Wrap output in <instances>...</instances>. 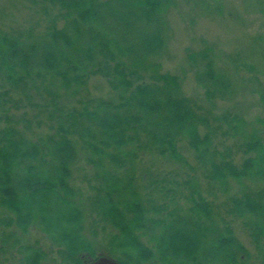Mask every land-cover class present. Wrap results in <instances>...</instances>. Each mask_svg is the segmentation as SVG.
<instances>
[{
  "label": "trees",
  "instance_id": "trees-1",
  "mask_svg": "<svg viewBox=\"0 0 264 264\" xmlns=\"http://www.w3.org/2000/svg\"><path fill=\"white\" fill-rule=\"evenodd\" d=\"M29 1L42 19L0 28V255L250 264L239 218L264 264V138L216 110L233 84L209 49L188 55L199 99L164 69L175 0ZM95 76L111 94L88 92ZM147 157L174 169H151ZM32 226L49 251L24 243Z\"/></svg>",
  "mask_w": 264,
  "mask_h": 264
},
{
  "label": "rangeland",
  "instance_id": "rangeland-1",
  "mask_svg": "<svg viewBox=\"0 0 264 264\" xmlns=\"http://www.w3.org/2000/svg\"><path fill=\"white\" fill-rule=\"evenodd\" d=\"M42 18L40 7L29 0H0L2 29L29 26ZM167 18L171 29L166 53L160 57L164 69L184 76L185 93L199 99L203 89L196 82V68L188 55L209 49L215 66L228 74L233 84L232 92L217 100L216 110L238 114L246 121L247 131L256 130L264 138V0H175ZM88 92L94 96L112 93L107 81L99 76L90 80ZM147 164L154 165L151 169L161 173L174 169L156 158L147 157ZM239 187L238 181H232V192ZM231 221L237 237L248 248L250 257L253 256L250 264H262L255 257L257 250L242 220ZM95 237L98 254L106 253V237L102 234ZM23 240L25 244L39 243L47 251L52 245L46 234L33 226ZM21 257L17 251L3 253L0 264H22ZM60 261L54 252L43 264H60Z\"/></svg>",
  "mask_w": 264,
  "mask_h": 264
},
{
  "label": "water",
  "instance_id": "water-1",
  "mask_svg": "<svg viewBox=\"0 0 264 264\" xmlns=\"http://www.w3.org/2000/svg\"><path fill=\"white\" fill-rule=\"evenodd\" d=\"M89 264H122V263L108 256H99L97 259L90 262Z\"/></svg>",
  "mask_w": 264,
  "mask_h": 264
},
{
  "label": "flooded vegetation",
  "instance_id": "flooded-vegetation-1",
  "mask_svg": "<svg viewBox=\"0 0 264 264\" xmlns=\"http://www.w3.org/2000/svg\"><path fill=\"white\" fill-rule=\"evenodd\" d=\"M92 262V261H91ZM90 262H88V264H89Z\"/></svg>",
  "mask_w": 264,
  "mask_h": 264
}]
</instances>
